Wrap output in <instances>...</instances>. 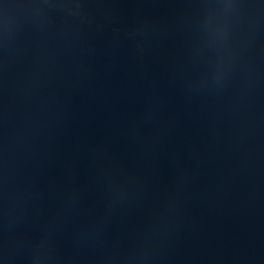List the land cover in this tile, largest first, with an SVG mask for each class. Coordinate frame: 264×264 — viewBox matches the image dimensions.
I'll return each instance as SVG.
<instances>
[{"label": "water", "instance_id": "water-1", "mask_svg": "<svg viewBox=\"0 0 264 264\" xmlns=\"http://www.w3.org/2000/svg\"><path fill=\"white\" fill-rule=\"evenodd\" d=\"M0 264H264V0H0Z\"/></svg>", "mask_w": 264, "mask_h": 264}]
</instances>
